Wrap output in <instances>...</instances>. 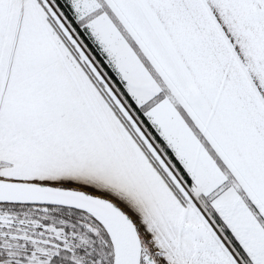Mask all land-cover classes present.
Here are the masks:
<instances>
[{
	"label": "snow or ice",
	"instance_id": "snow-or-ice-1",
	"mask_svg": "<svg viewBox=\"0 0 264 264\" xmlns=\"http://www.w3.org/2000/svg\"><path fill=\"white\" fill-rule=\"evenodd\" d=\"M0 264H264V0H0Z\"/></svg>",
	"mask_w": 264,
	"mask_h": 264
}]
</instances>
